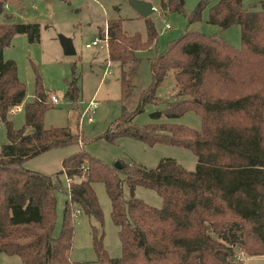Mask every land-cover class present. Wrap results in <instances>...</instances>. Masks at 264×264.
Masks as SVG:
<instances>
[{
  "label": "trees",
  "instance_id": "obj_1",
  "mask_svg": "<svg viewBox=\"0 0 264 264\" xmlns=\"http://www.w3.org/2000/svg\"><path fill=\"white\" fill-rule=\"evenodd\" d=\"M207 2L198 1L189 22L200 18ZM7 3L0 0V12H5ZM183 4L184 0H160V9L183 11ZM5 15L6 21L0 23V122L9 140L0 146V252L20 255L23 264H76L70 258L74 221L84 213L98 222L91 225L98 264H243L241 252L264 254V0L214 2L207 21L222 29L238 24L240 46L218 33L185 29L151 58V82L139 91L135 107L123 106L119 119L101 134L109 141L130 136L149 145L186 147L196 156L194 169L171 157L153 167L121 162L117 168L87 152L79 132L67 126H44V112L53 103L39 73L35 72L33 99L25 102L26 86L17 62L4 56L15 34L38 39L39 23ZM105 31L107 55L120 66L124 100L133 88L139 61L136 50L154 45L157 31L149 18L145 39L139 32L124 31L119 18L108 19ZM169 70H173L177 95L160 98L156 90ZM76 80L72 77L65 91L73 102L79 94ZM148 103L165 104L150 112L153 118L177 117L192 110L200 116L201 126L133 122ZM21 104L26 123L17 128L10 111ZM79 142L81 147L65 155L55 172L25 165L30 157L50 148ZM62 174L68 181L67 197L59 234L54 235ZM96 181L104 183L110 199L111 219L121 243L119 256H111L103 243ZM124 183L128 197L123 195ZM137 185L154 189L162 205L135 196Z\"/></svg>",
  "mask_w": 264,
  "mask_h": 264
},
{
  "label": "rangeland",
  "instance_id": "obj_2",
  "mask_svg": "<svg viewBox=\"0 0 264 264\" xmlns=\"http://www.w3.org/2000/svg\"><path fill=\"white\" fill-rule=\"evenodd\" d=\"M150 1L156 5V9L148 16H141L129 0H8L5 12H0V23L6 21L5 14L10 13L13 14L12 19L16 21L38 22L40 30L38 39L34 41H30L27 33L15 34L12 42L4 48V56L17 62L19 78L26 86L25 102L33 99L36 71L48 92L47 99L50 101L51 96L58 98V102L44 112V126H67L73 132H79L80 139L84 138L83 148L91 155L109 165L120 161L147 167L155 166L162 158L171 157L185 168L194 169L196 156L186 147L160 142L149 145L130 136L109 141L101 136L111 123L119 119L123 106L128 110L135 107L139 91L151 82V58L165 49L167 43L177 38L185 29L218 33L235 47L241 44L238 24L222 29L217 24L207 21L209 7L217 0H208L200 18L192 22H189L188 16L199 0H184L183 11L167 12L160 9V0ZM112 18H119L124 31L139 32L142 39L146 38V18L153 22L157 31L154 45L136 50L139 61L133 77V88L124 100L120 97L119 63L107 57L106 42L95 41V37L105 33V24ZM60 33L72 39L74 53L67 54L63 51L58 38ZM99 37L102 38L100 35ZM107 59L110 60L108 64ZM74 76L79 86L75 102L65 96L68 82ZM177 91L173 70H169L157 87L156 93L160 98L170 99L177 95ZM91 98L97 100V107L93 120L88 121L83 111ZM164 105L148 103L132 121L139 124L172 121L200 128V116L192 110L185 111L177 117H151L152 110L163 108ZM10 116L15 127H22L26 123L25 107L10 111ZM114 125L115 123L111 129L115 128ZM30 129L29 127L28 130ZM8 140L6 126L0 122V146ZM81 142L50 148L30 157L25 165L45 173L55 172L61 168L62 158L79 149ZM61 181L62 188L56 192L54 235L59 234L63 205L67 197V179L64 174L61 175ZM93 187L103 212L104 246L111 256H119L121 243L118 228L111 219V203L104 183L96 181ZM134 194L150 205L157 207L162 205L161 196L152 188L137 185ZM123 195L129 196V189L125 183ZM92 224H98L93 216L79 213L75 217L70 258L76 264H98L92 246ZM238 256L244 259L245 253H239ZM0 264H23V260L18 254L1 251ZM254 264H264V258L255 261Z\"/></svg>",
  "mask_w": 264,
  "mask_h": 264
},
{
  "label": "water",
  "instance_id": "obj_3",
  "mask_svg": "<svg viewBox=\"0 0 264 264\" xmlns=\"http://www.w3.org/2000/svg\"><path fill=\"white\" fill-rule=\"evenodd\" d=\"M129 2L141 16H148L155 10V7L150 0H129ZM58 38L65 53L71 54L75 52L74 44L69 36L60 33ZM114 166L121 168L122 163L116 161Z\"/></svg>",
  "mask_w": 264,
  "mask_h": 264
},
{
  "label": "built area",
  "instance_id": "obj_4",
  "mask_svg": "<svg viewBox=\"0 0 264 264\" xmlns=\"http://www.w3.org/2000/svg\"><path fill=\"white\" fill-rule=\"evenodd\" d=\"M166 27H168V24H167V23H166ZM106 36H107V35L105 34V36H104V39H105V40L107 39ZM96 40L99 41L100 38L95 37V41H96ZM87 45H88V44H87ZM50 101H51V103L55 104V103L58 102V98H57L56 96H51ZM16 107L19 108V106H16ZM16 107H15V108H16ZM96 107H97V100H96L95 98H91V99L87 102V104H86V106H85V109H84V111H83L84 114L86 115L88 121L93 120V116H94V113H95V109H96ZM241 254H242V252H241Z\"/></svg>",
  "mask_w": 264,
  "mask_h": 264
},
{
  "label": "crops",
  "instance_id": "obj_5",
  "mask_svg": "<svg viewBox=\"0 0 264 264\" xmlns=\"http://www.w3.org/2000/svg\"><path fill=\"white\" fill-rule=\"evenodd\" d=\"M152 4L154 5V7L156 9V5L154 3H152ZM105 26H106V24H105ZM104 31H105V29H104ZM105 34H106V31H105V33H103V37H102V33L99 34L102 38H100L99 35H98V38H100V40H99L100 43L106 42V44H107V39L106 40L104 39ZM107 57H108V55H107ZM108 61H110V60L107 59V63L106 64L109 63ZM21 107L23 108L22 104L19 105V108H21ZM19 108L18 107L13 108L11 111L13 112L14 109H19ZM67 184H68V181H67ZM244 257L245 258L243 260V264H254L255 261H257L259 259H263L264 258V254H253V255H246L245 254Z\"/></svg>",
  "mask_w": 264,
  "mask_h": 264
}]
</instances>
